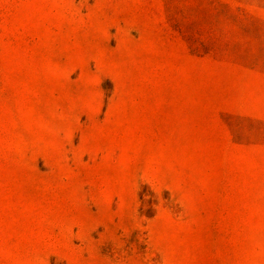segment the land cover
<instances>
[{"label": "rangeland", "instance_id": "rangeland-1", "mask_svg": "<svg viewBox=\"0 0 264 264\" xmlns=\"http://www.w3.org/2000/svg\"><path fill=\"white\" fill-rule=\"evenodd\" d=\"M0 264H264V0H0Z\"/></svg>", "mask_w": 264, "mask_h": 264}]
</instances>
